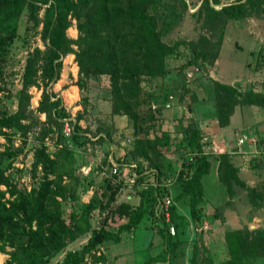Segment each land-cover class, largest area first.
<instances>
[{
    "label": "rangeland",
    "instance_id": "rangeland-1",
    "mask_svg": "<svg viewBox=\"0 0 264 264\" xmlns=\"http://www.w3.org/2000/svg\"><path fill=\"white\" fill-rule=\"evenodd\" d=\"M201 1L186 0L187 6L182 9L179 0H161L162 17L170 9L180 14L184 12L174 24L170 23L172 13L158 19V28L165 43L186 40L196 44L202 36H207L201 27L203 15L198 18L192 15ZM232 1L220 0L215 7ZM121 6L126 12L125 0H122ZM98 14V1H95L81 6L77 13L69 16L66 35L70 45L59 57L60 66L56 76L49 81L38 79L28 91L29 107L40 123L45 122L46 115L39 112L38 107L43 92H47L49 102L57 104L58 112L53 116L63 124L62 130L53 127L54 132L46 136L44 131L38 133V129L26 135L15 127L0 130V168L3 171L0 201L12 211L18 242L26 241L22 230L30 235L26 242L30 244L39 241L41 234L47 235V227L53 225L54 245H47V250L52 252L57 245L64 246L61 251L51 253L45 264H58L66 251L78 250L86 242L89 232L68 241V231L75 229L83 204L103 197L108 180L120 181L117 182L121 184L120 190L107 210L94 209L89 213L91 229L107 227L115 230L118 223L126 221L127 213L114 211L112 216L110 211L113 207L120 203L136 206L141 190L154 183L155 177L159 176L164 183L170 180V184L160 186L166 193L158 196L141 222L130 232H122L120 242L105 241L90 253H85L82 264H144L150 260L163 264H188L193 250L197 251L198 263H206L208 259L202 251L207 249L204 240H210L217 228L216 222L226 220L227 225L256 224L258 228L264 227V199L257 198L259 206H253L246 189L234 186L231 195L225 191L228 199L222 202L225 198L223 186L218 180L210 181L214 178V163L224 151L220 143L224 134L219 130L218 122L214 121V98L209 82L212 79L209 75L212 66H205L200 59L188 61L191 48L181 44L176 54L166 58V73L163 76H142V92L136 110L137 124H134L128 115L115 113L114 107L117 106L113 102L109 76L82 70L77 62L78 53L83 51V55L87 54L97 45L95 18ZM261 14L263 16L229 20L226 25L219 70L216 71H221L227 79L234 76L242 79L234 84L241 89L264 90V44L256 45L251 37L264 39V9ZM43 18L44 6L31 7L28 2L19 17L11 45L0 54V118L17 111L26 59L35 49L45 48ZM88 37L90 43L87 45L85 39ZM196 88L202 89L200 101L191 97ZM174 102L185 104L186 108L175 110L173 107L177 104ZM238 116L240 118L242 115L238 112ZM244 116L247 117L246 121L260 119L255 124L250 121L245 125H234L232 134L226 135L227 141L233 146L237 143V134L246 133L249 138L247 144L250 145L247 150L252 146L253 153L264 152V107ZM184 126L198 130L203 150L211 161V168L202 177V183L205 198L214 205L209 213L202 212L205 217L198 222L201 225L204 221L208 227L201 231L198 229L200 225L190 224L187 197L175 202L177 212L189 221L185 227L175 228L168 214L165 215V212L168 213L166 199L173 201L177 192L175 179L181 171V158L185 151L182 145ZM146 128L148 134L144 133ZM163 131L168 134V145L163 141ZM141 137L150 139L151 143L147 145L142 142V148L140 140L137 141ZM60 148H68L73 153V176L77 183L56 176L48 167L44 169L41 163H37L46 156L54 159ZM114 168H117L119 175L114 174ZM259 183L254 187L258 194L261 188L264 189V180ZM41 186L45 187L49 196L42 207L37 204L43 192ZM211 188L213 194H210ZM204 204L205 199L199 203L202 210ZM161 216L165 217V222H160ZM53 217L57 218L51 222ZM179 220L175 219L177 223ZM158 229L165 232L167 239ZM200 235L204 245L202 242L201 245L197 244ZM169 243H173L174 247L171 248ZM14 250L15 247L9 242L0 241V264H17V260L10 257ZM259 260L248 259L243 264H264L263 260ZM216 261L217 264H228L220 255Z\"/></svg>",
    "mask_w": 264,
    "mask_h": 264
},
{
    "label": "trees",
    "instance_id": "trees-1",
    "mask_svg": "<svg viewBox=\"0 0 264 264\" xmlns=\"http://www.w3.org/2000/svg\"><path fill=\"white\" fill-rule=\"evenodd\" d=\"M98 1L99 14L95 18L97 24V45L92 47L87 54L78 53L77 62L82 70L107 74L112 89L113 102L117 114H125L133 119L137 124L138 97L142 92V76L150 78L161 77L166 73V58L176 54L181 44H187L191 48V58L188 61L200 59L205 66H212L218 57L221 44L223 42L225 28L229 20L244 19L252 16H263L264 0H234L228 4L215 7L220 0H202L200 5L192 13L196 18L204 17L201 27L206 31L207 36H202L196 44L186 40H176L172 44H167L162 40L161 32L158 28V19L161 16V0H125L127 11L122 8V0H0V54H2L12 43L16 35L19 17L29 2L31 7L44 6L43 34L46 40L43 50L35 49L26 59L23 75L22 88L19 90L18 109L9 116L0 118V130L4 127L17 128L22 134H27L35 129L38 133L54 132L53 127L61 131L63 124L58 121L56 115L55 102H49V95L43 92L38 111L46 115L44 123H40L29 107V89L37 83L38 79L49 81L55 77L60 66L59 57L70 45V39L66 35L69 25V16L77 13L81 6ZM184 9L187 6L186 0H179ZM173 17L170 21L174 24L182 18L183 13L170 9ZM81 17V16H80ZM79 17V18H80ZM86 44L90 43V37L85 39ZM204 44V45H202ZM202 45V46H201ZM200 46V47H199ZM199 47V48H197ZM195 53V54H194ZM211 94L214 98V115L220 127L229 124L230 116L236 106L256 105L264 107V92L254 88L241 89L240 87L228 83H223L215 79L210 80ZM195 91V90H194ZM195 93V92H194ZM191 94L192 100L198 101L196 93ZM196 95V96H195ZM54 109V110H53ZM54 119H56L54 121ZM53 121V122H52ZM148 134V129L144 130ZM163 141L168 145V134L162 132ZM182 145L184 154L181 158V171L176 177V195L173 201H169L167 210L169 221L177 226L185 227L188 224L187 218L179 214L176 210L175 202L187 197L189 203V215L192 221L201 218L202 209L199 203L205 199L202 183L203 175L210 169L211 161L208 154L203 150L201 135L198 130L191 126H184L182 129ZM159 140L158 138H156ZM139 145L143 148L142 142L147 145L150 139L138 138ZM68 148H60L54 159L48 156L41 162L42 167L48 169L59 177H66L74 180L73 163L74 157ZM217 176L218 180L224 185L227 195L233 193L234 186H241L249 194V202L253 206L257 204V198L264 199V189L261 188L257 193L255 186L247 185L238 176V168L231 162V155L223 151L217 157ZM117 170V168H116ZM119 175V172H114ZM3 171L0 168V184ZM120 181L108 180L105 194L98 201L91 199L83 204L82 212L77 219L74 230L68 231V241H73L78 235L89 232L86 242L78 250H68L64 253L58 264H82L85 253H90L94 248L105 242L111 241L118 243L121 240L122 232H130L135 228L151 209L153 202L158 200V196L165 194V189L161 185H169L170 180L162 182L159 176L155 177V182L142 189L140 200L136 206L129 204H117L113 212L127 213V219L118 223L115 230L107 227L90 228L88 219L89 213L98 209L107 210L115 200L120 190ZM43 190L39 202L43 206L45 200L49 199L47 190ZM54 200V198H52ZM256 199V200H255ZM27 202V201H26ZM152 211V210H151ZM163 215V214H162ZM57 217H53V222ZM179 218L180 222L175 221ZM160 222H165V217L161 216ZM16 222L13 219L12 211L6 208L0 201V241H7L15 247L10 257L17 260V264H45L51 257V253L61 251L64 244H59L53 251L47 250V245H54L52 236L53 225L47 227L49 233L41 234L39 241L26 244L30 235L22 230V236L26 241L18 242V236L14 231ZM165 238V232L158 229ZM38 230L36 229V232ZM224 239L228 248V264H243V261L256 257H264V229L243 228L227 230ZM176 242V238H174ZM174 242V244H175ZM174 244H170L174 247ZM205 249H202V251ZM208 262L203 264H215L210 255L206 254ZM161 261L150 260L144 264H163ZM188 264H199L197 261V251L193 250Z\"/></svg>",
    "mask_w": 264,
    "mask_h": 264
},
{
    "label": "crops",
    "instance_id": "crops-1",
    "mask_svg": "<svg viewBox=\"0 0 264 264\" xmlns=\"http://www.w3.org/2000/svg\"><path fill=\"white\" fill-rule=\"evenodd\" d=\"M225 31H226V28H225ZM224 37H225V33H224ZM251 37H252V39H254V41H255L254 43H256V45L261 44V42L264 44V39L262 37L258 36V38H256V39L253 36H251ZM223 40H224V38H223ZM221 46H222V44H221ZM220 55H221V47H220L218 57L216 58L214 64L212 65V67L210 69V74H209V75H211L210 77L212 79L218 80L220 82L228 83V84H232V85H234L236 82L242 80L236 76L232 77L231 79H227L226 76L221 71H219V72L216 71V69H218V66L220 63ZM252 77H253V75H252ZM210 85H211V83H210ZM201 90L202 89H198V88L195 89V93H197V95H198V101L202 100L201 99L202 98ZM259 91L264 92V90H262V89L261 90L259 89ZM175 104H177L175 107L172 106L173 109H175V110L177 109L179 111V109H182V107H183V109L186 108L185 104L183 105L179 102H176ZM167 105L169 106L170 103H167ZM258 108H259V106H256V105L236 106L233 114L230 116L229 124L226 125L225 127H219V130L222 132V134L225 135V136L223 135L221 138V141H220V143L222 144L221 147H223L224 151H227L230 153L231 162L234 164V166H236L238 168L239 178L242 179L249 186H256V185L260 184L259 183L260 180L261 181L264 180V152L253 153V150H251L252 146H251V148H249V150H247V147L248 146L250 147V145L247 143L244 146H238L237 143L233 144V146H231V144L226 139V135L232 134V131L234 130L233 128L235 127L234 125H238V124L245 125L246 122H250V121L251 122L254 121L252 124H255L256 121L259 120L260 118L259 119L256 118L254 120L246 121L247 117L244 116V114H246V113L249 114L250 112H255ZM238 112H239V114L242 115L240 118L238 116ZM240 112H242L243 114ZM236 115H237V118L235 119L234 117ZM214 121H217L216 118L214 119ZM252 128H254V127L252 126ZM262 150L263 149H261V151ZM217 165H218V161L216 160L214 163V166H215L214 178L211 179L210 181H213V180L217 181L218 180ZM210 168H211V165H210ZM219 183H221V182L219 181ZM214 184H215V182H214ZM221 185L223 186V191H224V195H225V198L222 201V202H224L228 198H227V195L225 193L224 185L222 183H221ZM213 191H214L213 188H211L210 194H213ZM205 200H206V204H204V209L202 210V212L204 211V213L207 214L213 209L214 204H212L211 202H208V199H206V198H205ZM200 205L203 206V204H200ZM201 217H202L201 219H203L205 216L201 215ZM198 221L199 220H197V221L190 220V224L200 225ZM188 223H189V221H188ZM225 223H226V220L222 221V222H220V221L216 222L217 228L214 230V233H212V237H209L210 238L209 241L204 240V244L207 245V249H208V250L207 249L205 250V253L212 257L213 262L215 264H217L216 258H218L219 255L222 256L223 259H225V260H227L229 258L228 248H227V245H226V242L224 239L225 231L243 228V226H245V225H237V226L227 225ZM205 227H208V226H206V223L203 221L198 229H200V231H201ZM218 227L220 228V230L218 229ZM247 227L250 229H257L258 228V226L256 224H254V226L248 225ZM258 229H264V227L258 228ZM210 231L211 230L209 229L208 232H210ZM206 238H208V237H206ZM201 239L202 238L200 235L198 237V241H197L198 245H201V242L203 244V241ZM219 253H221V254H219ZM256 258L260 259L259 261H261V260L264 261V257H256Z\"/></svg>",
    "mask_w": 264,
    "mask_h": 264
},
{
    "label": "built area",
    "instance_id": "built-area-1",
    "mask_svg": "<svg viewBox=\"0 0 264 264\" xmlns=\"http://www.w3.org/2000/svg\"><path fill=\"white\" fill-rule=\"evenodd\" d=\"M248 136H247V134L246 133H239V134H237V145L238 146H244L246 143H247V141H248ZM114 172H116L117 170H116V168H114V170H113ZM166 203L167 204H169V200L168 199H166ZM158 207H159V205H158ZM167 212H165V215L167 216Z\"/></svg>",
    "mask_w": 264,
    "mask_h": 264
}]
</instances>
